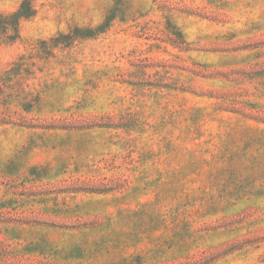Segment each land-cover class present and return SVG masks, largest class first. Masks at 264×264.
<instances>
[{
    "label": "rangeland",
    "instance_id": "1",
    "mask_svg": "<svg viewBox=\"0 0 264 264\" xmlns=\"http://www.w3.org/2000/svg\"><path fill=\"white\" fill-rule=\"evenodd\" d=\"M114 3L34 0L0 40V264H264V0H123L37 57Z\"/></svg>",
    "mask_w": 264,
    "mask_h": 264
},
{
    "label": "trees",
    "instance_id": "2",
    "mask_svg": "<svg viewBox=\"0 0 264 264\" xmlns=\"http://www.w3.org/2000/svg\"><path fill=\"white\" fill-rule=\"evenodd\" d=\"M123 0H115L114 5L107 12L105 18L96 26H79L76 25L67 32H59L49 39L39 40L37 43V57L43 60H50L56 56L57 49H68L75 45L78 40L94 39L101 34L108 31L116 19H124L126 10L124 9ZM36 14V7L34 0H22L18 8L12 12L0 13V40L5 44H13L21 38V22L32 18ZM169 29L183 41H186L185 35L182 31L177 30L173 23L168 20ZM32 55H30L31 57ZM23 54L19 59L13 63L12 67L6 72L5 78L1 80L5 82L12 81L13 76H19L23 71L27 74H32L31 67L29 65L30 58ZM27 65V66H26ZM35 65V62H32ZM8 80V81H7ZM25 101V100H23ZM24 109L30 111L33 104L23 103ZM30 105V106H27Z\"/></svg>",
    "mask_w": 264,
    "mask_h": 264
}]
</instances>
